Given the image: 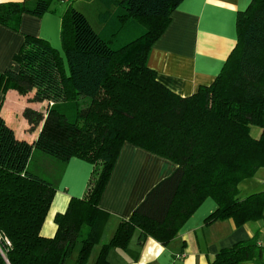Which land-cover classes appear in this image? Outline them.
<instances>
[{"label":"trees","instance_id":"1","mask_svg":"<svg viewBox=\"0 0 264 264\" xmlns=\"http://www.w3.org/2000/svg\"><path fill=\"white\" fill-rule=\"evenodd\" d=\"M58 0L0 3V24L19 31L23 14L41 16ZM182 0H80L61 16L63 56L40 37L25 35L14 57L18 70L0 72V90L31 93L22 115L29 141L0 116V264H87L108 213L99 199L125 143L176 165L146 194L94 264H109L111 249L140 239L167 244L208 197L217 207L207 222L236 225L264 217V190L240 197V183L264 168V0L237 15V41L209 85L182 96L158 81L148 65L154 42ZM260 129L255 137L252 128ZM34 150L63 163L79 157L93 165L85 193L55 216L52 237L41 235L56 191L30 171ZM262 264L255 237L220 249L207 264Z\"/></svg>","mask_w":264,"mask_h":264},{"label":"crops","instance_id":"2","mask_svg":"<svg viewBox=\"0 0 264 264\" xmlns=\"http://www.w3.org/2000/svg\"><path fill=\"white\" fill-rule=\"evenodd\" d=\"M9 1L22 0H0V3ZM79 1L58 0L41 16L23 14L19 31L0 24V72L9 68L18 70L14 57L25 35L47 40L63 56L61 16L68 3ZM251 1L182 0L149 54L148 65L155 70L158 81L182 96L193 94L201 85L211 84L235 48L237 15L245 11ZM30 96L31 93L23 95L13 89L5 93L0 90V116L18 137L32 141L40 126L29 131L22 111L26 106L42 108L43 103L30 102ZM27 167L56 185L40 230L42 236L52 237L57 230L55 216L66 211L72 198L84 195L93 165L79 157L63 163L34 150ZM175 168L174 163L163 157L130 143L123 144L99 199V207L108 213V219L101 241L95 245L99 246L96 250L93 247L87 264H94L101 244L112 238L118 222L129 218L149 190ZM260 171L264 168L240 183L241 198L264 190V173L258 174ZM216 207L213 199L206 198L167 244L152 237L141 240L139 230L135 229L127 251L120 248L109 251V264H207L220 249L237 242L255 237L264 245V217L242 225H236L231 218L207 222Z\"/></svg>","mask_w":264,"mask_h":264},{"label":"rangeland","instance_id":"3","mask_svg":"<svg viewBox=\"0 0 264 264\" xmlns=\"http://www.w3.org/2000/svg\"><path fill=\"white\" fill-rule=\"evenodd\" d=\"M67 6V5H66ZM61 55V54H60ZM63 61H64V64H65V67H66V61H65V58H64V55H63ZM252 134H253V136H255V137H257L259 134H260V129L259 128H257V127H253L252 128ZM261 173H264V171H260V173H258V174H261ZM239 188H240V185H239ZM243 186H242V192H241V194H243ZM99 245H97V246H95L94 247V250H96V248L98 247ZM70 260H67L66 261V264H69V263H71V262H69Z\"/></svg>","mask_w":264,"mask_h":264}]
</instances>
